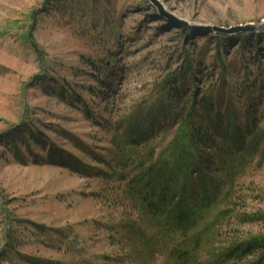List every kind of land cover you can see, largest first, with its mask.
I'll return each mask as SVG.
<instances>
[{
  "label": "rangeland",
  "instance_id": "rangeland-1",
  "mask_svg": "<svg viewBox=\"0 0 264 264\" xmlns=\"http://www.w3.org/2000/svg\"><path fill=\"white\" fill-rule=\"evenodd\" d=\"M263 22L264 0H0V264H174L113 167L188 120L212 197L189 264H255L217 257L264 242V30L194 26Z\"/></svg>",
  "mask_w": 264,
  "mask_h": 264
},
{
  "label": "trees",
  "instance_id": "trees-1",
  "mask_svg": "<svg viewBox=\"0 0 264 264\" xmlns=\"http://www.w3.org/2000/svg\"><path fill=\"white\" fill-rule=\"evenodd\" d=\"M210 102L211 100L203 98L197 105L202 104L207 113L211 115L210 117H213V107ZM213 119L208 118V123L212 124L214 120H218L217 117ZM195 127L189 120L180 126L182 132L174 140L177 143L172 142L169 147L170 151L168 148L163 150L161 154L167 155V158L162 159V162L158 163L153 160L154 152H151L147 159L139 158L141 153L134 152L135 158L130 160L135 169L134 176L124 174L125 161L119 159L113 167V176L119 184L128 181L129 188H132L133 191H136L137 188L141 193V203L145 207V210H141V212L143 215H153L152 224L154 225L151 226H157L162 236L161 244L168 246L166 253L168 252L174 264L190 263L194 251L197 249L198 235L203 230H208L212 223L204 224V219H202L206 208L209 207L208 201L212 199L209 195L211 191L205 190V185L210 180H207L203 172L198 170L201 165L200 153L193 149V145L198 146V142L204 146L207 145L206 135H202V132H199L200 128L196 129ZM184 129H186L185 132ZM192 133L196 135L195 140H191ZM115 145L119 150L118 147L122 146V143ZM59 152L54 154V149L49 152L54 163L68 166L76 172H80L82 167H87L74 160L72 155H64L61 151ZM122 155L127 157L125 154ZM202 157L204 158V154ZM111 201L116 204L115 200ZM260 242L257 241L255 245H251L253 243L250 241L233 242L226 252L220 253L217 259L230 261L237 253V258H235L239 260L243 255H255L254 253L257 252V258L252 263L264 264V242H261L262 244Z\"/></svg>",
  "mask_w": 264,
  "mask_h": 264
},
{
  "label": "water",
  "instance_id": "water-1",
  "mask_svg": "<svg viewBox=\"0 0 264 264\" xmlns=\"http://www.w3.org/2000/svg\"><path fill=\"white\" fill-rule=\"evenodd\" d=\"M161 12L165 13L163 8L161 7ZM167 15H169L167 13ZM172 18H174L171 15ZM180 21V23L183 26H187L188 23L185 20L182 19H177ZM194 29H202L206 32H220V33H229V34H234V33H239V32H252L256 30H264V22L260 24H254V23H248L246 25H237V26H232L229 28L221 27V26H194Z\"/></svg>",
  "mask_w": 264,
  "mask_h": 264
}]
</instances>
